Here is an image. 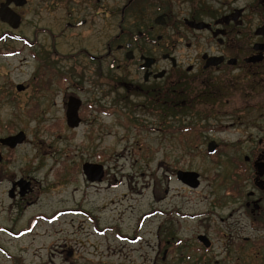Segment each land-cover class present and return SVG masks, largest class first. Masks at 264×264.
Listing matches in <instances>:
<instances>
[{"label": "rangeland", "instance_id": "rangeland-1", "mask_svg": "<svg viewBox=\"0 0 264 264\" xmlns=\"http://www.w3.org/2000/svg\"><path fill=\"white\" fill-rule=\"evenodd\" d=\"M54 2L28 0L23 8H14L22 15V24L13 30L0 20V36L10 31L33 39L38 28L60 30L68 20L69 8L65 5L56 8ZM118 5L122 3L109 0V12ZM77 14L83 16L86 11ZM95 17L98 27L101 20L97 15ZM119 22L120 17L115 13L110 12L106 17L107 41L119 32ZM87 28L90 27L86 26L84 33ZM168 33L166 42L169 46L176 45L175 54L180 60L182 55L196 54V49L189 50L182 44L181 35H175L172 29ZM87 36L89 39L84 40L87 45L95 42L94 36ZM31 52L32 47L24 48L23 42L10 36L0 41V137L20 130L27 133L22 145L2 151L11 176L30 175L35 187L24 200L12 199L8 191L13 180L6 178L0 181V226L7 229V232H0V264H17L16 260L7 258L2 249L14 258L21 254L23 246L30 248L25 257L33 261L34 247L38 243L33 236H43L40 240L43 243L48 235L87 236L93 234L91 218L101 220L100 225H120L133 235L141 217L144 218L143 228L139 230L142 240L135 244L140 264L161 260L167 239L171 245L177 246V240L182 236L188 243L182 250L189 253L192 247L197 246L196 235L207 231L215 241L211 252L205 254L212 264H264V218L249 216L239 201L224 196L231 180L246 191L253 188L251 181L244 183L245 178L236 181L228 175L233 164L238 163L233 162V157L243 160L250 154V146L258 140L259 132H247L246 127L236 124L225 130L172 132L167 129L169 126L158 127V115L141 109L129 107L131 112L126 114L129 110L120 103L117 110L120 109L123 115L113 112L110 107L115 105V94L110 93L113 92L110 83L122 72L111 68V58L106 63L108 113L97 116L99 120L91 125L85 123L72 130L63 123L60 131H52L48 128L54 121L63 122L65 119L61 101L69 90L57 87V77H54L52 85L49 83V91L39 90L38 79L33 77L38 64ZM19 83L29 84V90L19 92L15 87ZM86 91L80 93L84 98L88 97ZM37 96L45 97L42 101L46 103V110L40 114L29 110L36 103ZM259 100V97L251 99L254 102ZM132 101L141 99L132 98ZM240 104L241 100L235 99L221 109L226 113ZM187 115L196 117L194 122L202 125H227L232 120L220 113L203 118L205 114L200 110ZM187 115L182 117L180 113L176 119L167 120L179 123V118L184 119ZM250 135L253 140L248 143ZM211 140L222 144L223 151L218 154L217 162H213L206 153L207 143ZM86 162L103 166L105 176L102 181L90 182L86 178L83 171ZM182 168L196 170L202 175L199 188L193 190L182 184L177 178V171ZM29 201L32 203L28 204ZM231 212L234 215L230 217ZM206 213L209 216H190ZM184 214L187 216L183 217ZM222 218H228L226 222L229 225ZM50 219L59 221L53 224L44 221ZM159 225L165 229L161 238L156 233ZM23 230H26L23 237L16 239L14 234ZM230 235L235 238H230ZM244 238L249 240L244 248H238V243ZM57 240L54 238L52 241ZM45 252L47 250L41 251L46 255ZM173 252H168V261L177 264L178 249Z\"/></svg>", "mask_w": 264, "mask_h": 264}, {"label": "flooded vegetation", "instance_id": "flooded-vegetation-1", "mask_svg": "<svg viewBox=\"0 0 264 264\" xmlns=\"http://www.w3.org/2000/svg\"><path fill=\"white\" fill-rule=\"evenodd\" d=\"M108 1L55 0L56 8H59V5L69 8L68 20L60 30L38 28L33 39L10 31L0 36V41L10 36L23 42L24 48L32 47L31 56L38 64L33 77L38 79L39 90L49 91L54 77H57L55 80L57 87L69 90L64 93L61 101L65 112L64 121L56 120L48 129L58 132L62 124L66 123L70 129L75 130L85 123L91 125L97 121V116L108 113L106 98L109 92L105 89L108 58L112 59L111 68L122 72L110 83V90L113 91L110 93L115 94L113 100L115 105L113 108L110 107V110L122 115L123 112L120 109L117 110L120 108L118 107L120 103H123L127 110L131 107L156 115L153 110H148L147 106L156 109L155 106L160 108L161 104L167 103L172 93L176 92L171 89L178 83V74L182 73L180 80L182 94L179 96H182L183 108L199 107L200 112L205 114L203 118L208 117L209 114L220 113L232 119L227 125H202L194 122L196 117L187 115L198 112L197 109L191 110L195 107L191 108V111L182 109V117L187 115L184 119L179 118L183 128L191 127L194 131L225 130L236 124L246 127L247 132L251 130L259 132L258 140L250 146V154L245 155L243 160L233 157V162L238 161V163H232L234 167L228 175L236 181L242 178H245L244 183L251 181L253 188L246 191L231 180L232 183L227 187L224 196L232 201L235 199L239 201L241 207L247 209L249 216L264 218V0H114L122 3L110 11L120 17L119 32L107 41L106 17L110 13L107 7ZM27 3L28 0L23 5L12 2L10 6L16 11L14 8H23ZM79 11H86V15L77 16ZM19 15L21 26L23 18L21 14ZM96 15L101 20L98 27L95 23ZM86 26L90 28H87L84 33L83 29ZM10 28L18 29L11 26ZM169 29H172L175 35H181L182 44L189 50L196 49V54L182 55L180 60L175 54L176 45L169 46L166 42ZM87 35L95 37V42L91 45H87L84 41L89 39ZM133 73L135 75L132 76ZM140 76L142 79H139ZM18 85H21L22 89L19 90ZM15 87L19 92H27L30 85L19 83ZM85 90L88 95L86 98L80 94ZM38 96L36 103L29 108L34 114H40L46 110V103L43 104L42 101L45 97ZM201 96L206 97L204 101L202 99L198 101V98H195ZM255 97H259L260 100L251 101ZM132 98H138L141 101L133 102ZM235 99H240L241 104L225 113L221 107L233 103ZM74 101L79 104L77 126H71L68 117ZM130 112L129 110L126 114ZM164 115L170 116L165 112ZM176 117L173 118L176 119ZM128 118L126 117L127 121H129ZM170 118L172 117L166 119L159 117L158 127L169 126L170 121L167 119ZM126 124L129 125V122ZM19 132L25 133V139L17 146L10 147L0 142L2 154L0 181L11 178L13 181L8 191L9 197L24 200L34 191V180L27 174L20 177L11 176L6 166L7 159L2 151L3 149L14 150L26 141V131ZM252 140L250 135L247 141L250 143ZM213 141L215 140L207 143L206 153L213 162H217L218 154L223 149L222 144L215 141L214 150L210 151ZM182 171H195L200 179L196 187L182 180L184 186L193 190L200 187L202 175L198 171L185 168H182ZM85 176L90 182H96L102 181L105 174L95 180H90L86 174ZM22 179L29 182L26 189L22 183H18ZM83 212L87 213L86 210ZM233 215L234 213L231 212L230 217ZM186 216L187 214L183 215V217ZM190 216L197 218L209 216V214ZM228 218H222L226 225H229L226 222ZM44 221L53 224L59 220ZM89 221L92 223L93 234L87 236L48 235L44 243L40 242L43 236H33L38 242L34 247L33 261L25 257L26 251L30 249L28 247H21V254L14 258L7 250V252L3 249L2 251L7 258L16 260L17 264H140L138 247L135 244L142 240L139 230L143 228V217L137 222L133 235L129 229L120 225H100L102 221L95 218ZM158 227L156 233L161 238L165 234V229L161 225ZM25 231L13 234L16 239H21ZM0 232H7V229L0 226ZM54 238L58 239L57 242L52 241ZM230 238L235 237L230 235ZM248 240L244 238L237 247L244 248ZM166 242L167 246L161 260L154 261L152 264H171L168 261V254L176 248L178 249L177 264H212L205 255L211 252L215 245L208 231L196 235L197 246L190 247L192 251L189 253L182 250L185 245H188L182 236L178 238L177 246L174 243L171 245L170 239ZM42 250H47L46 255L41 253Z\"/></svg>", "mask_w": 264, "mask_h": 264}, {"label": "water", "instance_id": "water-1", "mask_svg": "<svg viewBox=\"0 0 264 264\" xmlns=\"http://www.w3.org/2000/svg\"><path fill=\"white\" fill-rule=\"evenodd\" d=\"M12 2H14L16 5H23L26 2V0H6V1L2 2L0 4V20L2 22L10 24V26L13 28H18L20 26L21 16L11 8L10 4ZM17 87L19 90L22 89L21 85H18ZM78 106H79V104L77 103V101L76 102L74 101V103L71 105V109L68 113L69 124L71 126H77V124L79 122L78 112H77ZM24 139H25V133L19 132L16 135L1 138L0 142L4 145H8L10 147H15V146H17V144L22 143L24 141ZM215 143H216L215 141H213L211 143L210 148H209L210 151L214 150V144ZM1 157H2V154L0 152V159H1ZM83 171L88 176V178L90 180L100 179L104 175L103 166L99 165V164L86 163L83 166ZM177 178L181 182L183 180V181L188 182L190 185L195 186V187L198 186L200 183L199 174L195 171H182V169H180L177 171ZM18 183L19 184L22 183L24 185L25 189H26V187L29 186V182H27L24 179L18 181ZM22 192H24V191H22Z\"/></svg>", "mask_w": 264, "mask_h": 264}, {"label": "trees", "instance_id": "trees-1", "mask_svg": "<svg viewBox=\"0 0 264 264\" xmlns=\"http://www.w3.org/2000/svg\"><path fill=\"white\" fill-rule=\"evenodd\" d=\"M182 79V73H179L178 74V77H177V81L178 83L176 84L175 87H173L171 89V91H176L174 93H172L173 95H171L172 97H170L168 99V102L165 103V104H161L160 108H157L155 106L156 109H152L151 106H147L148 110L150 111H154V113L156 115H158L159 117H162L163 119H166L168 117H175L177 116L178 114L182 113V109H187L190 110L191 108L195 107V106H191V108H183L182 107V96L180 97L179 94H182L180 91L182 90V83H180V80ZM186 79V77H185ZM204 97V98H202ZM190 98V97H189ZM195 98H198V101H201V99L204 101L205 100V96H201L200 98L199 97H195ZM199 110V107H195V109H191L192 111L195 110L196 111ZM190 110V111H191ZM164 112L167 114H169L170 116H167V115H164ZM192 113V112H191ZM166 117V118H165ZM175 121L171 120L170 121V125L169 127H167L168 130H171L172 132H181V133H192V132H201V130H198V131H194L192 130L191 127H182L180 123L176 122L174 123ZM128 125V124H127Z\"/></svg>", "mask_w": 264, "mask_h": 264}]
</instances>
